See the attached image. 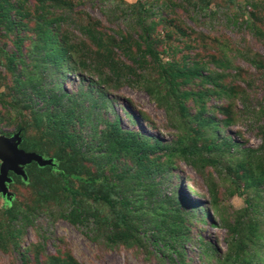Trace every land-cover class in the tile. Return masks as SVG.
Listing matches in <instances>:
<instances>
[{"label": "rangeland", "instance_id": "rangeland-1", "mask_svg": "<svg viewBox=\"0 0 264 264\" xmlns=\"http://www.w3.org/2000/svg\"><path fill=\"white\" fill-rule=\"evenodd\" d=\"M0 2V135L50 160L8 173L0 264H264V0ZM42 14L58 63L31 42ZM72 196L98 221L67 219Z\"/></svg>", "mask_w": 264, "mask_h": 264}, {"label": "trees", "instance_id": "trees-1", "mask_svg": "<svg viewBox=\"0 0 264 264\" xmlns=\"http://www.w3.org/2000/svg\"><path fill=\"white\" fill-rule=\"evenodd\" d=\"M0 7H2L1 2H0ZM43 17L45 16H43L42 14L41 17L38 18L39 20L37 21V25L35 26V30H34L35 36L31 42L35 43L33 47L35 50L39 49L43 52L44 58H46L47 60H50L53 63H58L66 59V57H68L69 52H70V48L68 47V45L61 44L59 42V38H57V35L55 33V28H57L58 26L57 23L60 20H62V17L61 15H58V14H54L53 16L49 18H45V19H43ZM7 21H9L8 17H7ZM9 23H12V21H9ZM52 24H55V26H53ZM144 39H145L146 44H148L149 34H145ZM161 77L162 79H166L164 75H162ZM172 88H175V87L173 86ZM52 90H53L52 88L44 89L38 86V84H34L31 87L30 93L35 94V95L37 94L39 96L43 95L42 96L43 99H46L49 102L53 101V102L58 103L61 95L59 94L57 95L56 92ZM175 91L176 89H174L173 92ZM185 95H187L186 92L180 93L178 97L185 96ZM62 113L63 112L58 109L56 111V118H54V115H53L52 121L54 124H58L56 120H61ZM53 127L55 128L56 125H54ZM60 129H61V126L59 127L58 130ZM62 136H63L62 138H65L66 140H70L73 134H70L67 132L65 134L63 133ZM110 144L114 146L115 148H119V149H129L131 147H136V146H142L144 150L153 148V147L151 148V146L147 145L145 142L144 143L134 142L128 136L122 137L117 127L114 128V132L112 135V139L110 140ZM213 144H209L207 148L211 149L213 147ZM229 145H234V144H231L229 142ZM172 150L173 151H184V152L188 151V149L176 148V147L172 148ZM75 153L77 152L75 151ZM84 153L85 155L88 154V152H83V153L81 152V154H84ZM71 161H73L72 166L70 165ZM63 162H64L66 169H70V170L74 169L76 171L80 169L79 163H77L75 160H66ZM31 163L37 164L36 162H31ZM257 182L258 181H255L252 183L254 185ZM76 192L77 190H72V193L75 194ZM100 199H102L104 202H106L110 206L115 216V218L110 222L111 230H110V233L108 234V237L114 241H118V240L126 241V239L124 238L125 232L118 228L121 223H123L126 226L128 225V223H127V220L125 219L126 216L123 214L122 210L117 208V205H116L117 198L113 199L110 196L101 195ZM246 202L248 205L253 204V199L251 198V196L246 198ZM64 216L70 221H72L73 223H82L85 221L87 217H91L92 220L98 221L97 212L92 211V210L90 211V210L83 208L80 204L77 203L74 196H72L71 208L69 212L65 214ZM101 220H107V219L101 218Z\"/></svg>", "mask_w": 264, "mask_h": 264}, {"label": "water", "instance_id": "water-1", "mask_svg": "<svg viewBox=\"0 0 264 264\" xmlns=\"http://www.w3.org/2000/svg\"><path fill=\"white\" fill-rule=\"evenodd\" d=\"M21 136L18 132L11 136L0 135V192L8 196L6 182H9L11 177L9 172L26 177L24 166L31 162H36L40 166H45L50 163L49 159L34 151H26L19 147Z\"/></svg>", "mask_w": 264, "mask_h": 264}]
</instances>
